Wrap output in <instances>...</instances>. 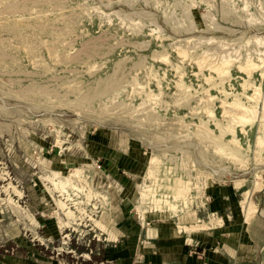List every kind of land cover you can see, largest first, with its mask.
I'll return each mask as SVG.
<instances>
[{"label": "rangeland", "instance_id": "rangeland-1", "mask_svg": "<svg viewBox=\"0 0 264 264\" xmlns=\"http://www.w3.org/2000/svg\"><path fill=\"white\" fill-rule=\"evenodd\" d=\"M213 185L264 214V0H0V264H114Z\"/></svg>", "mask_w": 264, "mask_h": 264}, {"label": "crops", "instance_id": "crops-1", "mask_svg": "<svg viewBox=\"0 0 264 264\" xmlns=\"http://www.w3.org/2000/svg\"><path fill=\"white\" fill-rule=\"evenodd\" d=\"M228 189L208 188L206 211L220 216L214 226L188 231L149 222L141 229L139 222L136 235L114 244V264H264V214L247 220V210Z\"/></svg>", "mask_w": 264, "mask_h": 264}, {"label": "bare ground", "instance_id": "bare-ground-1", "mask_svg": "<svg viewBox=\"0 0 264 264\" xmlns=\"http://www.w3.org/2000/svg\"><path fill=\"white\" fill-rule=\"evenodd\" d=\"M260 142V141H259ZM250 201V200H249ZM248 207H247V211H246V219L247 220H250L252 217H253V215L257 212V211H259V209L258 208H256V207H254V206H252V204H250V202H248ZM260 212V211H259Z\"/></svg>", "mask_w": 264, "mask_h": 264}]
</instances>
